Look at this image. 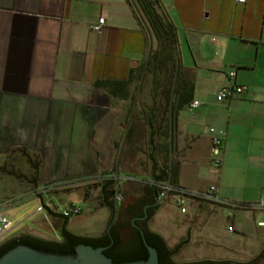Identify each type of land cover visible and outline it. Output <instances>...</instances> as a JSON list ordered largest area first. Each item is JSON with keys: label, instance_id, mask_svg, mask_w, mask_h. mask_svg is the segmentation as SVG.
I'll return each mask as SVG.
<instances>
[{"label": "crops", "instance_id": "crops-1", "mask_svg": "<svg viewBox=\"0 0 264 264\" xmlns=\"http://www.w3.org/2000/svg\"><path fill=\"white\" fill-rule=\"evenodd\" d=\"M158 6L175 29L177 73L193 74L192 101L201 104L173 114L169 169L179 163L182 188L214 186L223 200L257 205L264 199V0H158ZM99 18L105 23L95 33ZM154 48L129 0H0V158L26 149L41 159L40 184L104 174L119 177L120 203L127 185H134L129 199L144 198L155 184L135 175L136 159L122 154L126 103L112 101L93 81H126ZM233 85L244 92L216 101ZM209 129L223 134L218 169ZM216 208L241 237L248 220L263 229L257 226L263 211ZM239 212L245 214L236 223Z\"/></svg>", "mask_w": 264, "mask_h": 264}, {"label": "trees", "instance_id": "trees-1", "mask_svg": "<svg viewBox=\"0 0 264 264\" xmlns=\"http://www.w3.org/2000/svg\"><path fill=\"white\" fill-rule=\"evenodd\" d=\"M130 6L138 16L139 22L146 30L148 36L155 42V48L149 54L146 64L131 69L126 81H112L96 79L93 86L104 92L114 102L126 103V121L130 118L128 131L123 144L122 154L128 156L129 162L136 163L134 169L137 176L143 181L159 185L169 182L172 186H178L177 161H172L169 169V136L170 121L175 111L184 109L192 102L194 77L190 71L177 73L176 61V33L168 17L159 9L158 0H129ZM174 85V86H173ZM138 93V98L137 97ZM172 93L176 95L175 103L172 102ZM135 110L130 115V112ZM24 159L28 172L17 176L15 172L8 170L12 167L10 160L13 158ZM6 165H0V173L23 179L33 187L40 185V171L42 162L37 154L30 153L26 149H15L6 157ZM144 178V179H143ZM142 185V184H141ZM139 187L137 191L145 193L146 186ZM141 186V187H140ZM149 186V185H148ZM146 191L147 196L155 193L158 196V188ZM86 189H98L104 199L112 198L116 192L115 180L107 181L104 185L93 184ZM199 203L206 206L218 207L208 202ZM42 205L50 219L60 218L62 223L54 239H41L29 235H21L6 241L0 246V258L17 246H24L40 253L73 257L75 249L79 245L98 248V240L86 237H77L68 232L69 217L58 214L56 206ZM56 209V210H54ZM151 240L146 238V243L157 253L158 264H177L173 261L174 251L169 249L165 240L157 234L148 233ZM104 255L114 264L134 263L145 261L148 257L146 248L138 243L134 251L110 256ZM184 264H239L229 260H204Z\"/></svg>", "mask_w": 264, "mask_h": 264}, {"label": "rangeland", "instance_id": "rangeland-1", "mask_svg": "<svg viewBox=\"0 0 264 264\" xmlns=\"http://www.w3.org/2000/svg\"><path fill=\"white\" fill-rule=\"evenodd\" d=\"M6 161V158H0V165H4ZM9 164L12 167L7 169L17 176L28 172L22 158L14 157ZM133 186L127 185L124 188L123 201L129 200L130 194L133 195ZM30 189L32 187L23 179L0 173V205L9 203L3 214L11 224L9 232L0 240V245L21 235L41 239L57 237L55 221L49 217L47 222L42 221L47 213L36 211L38 200L26 198L25 194ZM48 197L52 198V205L60 211L71 208L80 210L79 215L69 219L67 230L72 235L82 238L97 237L105 231L110 210L99 198L98 189H86L81 185L70 190L53 191ZM48 197L43 199L45 204H49ZM185 207V213H180L175 198L166 197L149 223L150 232L164 239L169 249L174 251L175 263L229 260L233 263L252 264L259 259L264 249V228H256V221L252 223L248 220V226L244 229L246 236L241 237L234 231L228 232L227 217L221 214L220 209L199 203L187 204ZM244 214L239 212L235 222H239ZM237 230H240L239 226ZM237 232L240 234V231Z\"/></svg>", "mask_w": 264, "mask_h": 264}, {"label": "built area", "instance_id": "built-area-1", "mask_svg": "<svg viewBox=\"0 0 264 264\" xmlns=\"http://www.w3.org/2000/svg\"><path fill=\"white\" fill-rule=\"evenodd\" d=\"M240 4H244L245 0H236ZM105 20L103 18H99L97 23L91 26V30L95 33H98L101 31L102 27L104 26ZM235 77V73H231L229 75L230 79H233ZM245 88L241 86H230L227 88L222 89L217 97L216 101L220 102L222 100L226 99H233L237 96H240L244 92ZM201 104L197 101H192L188 106L187 110L189 112H193L196 109H199ZM209 134L211 136V149H210V155H211V164L214 169H218L221 165V150L223 147V134L214 130L209 129ZM115 180L117 181V178L115 177H109L104 174H93V175H83L78 177H71L66 178L62 180H57L49 183H45L40 186L32 187L26 194V198H34L37 199L39 204L36 208L37 212H43L45 211L42 205V201L45 198V196H49L50 193L53 191L58 190H70L76 186H85L88 187L93 184H98L99 186L104 185L107 181ZM136 178L134 177H125L123 179V182H132L135 181ZM120 181V179H119ZM118 184V182H117ZM158 190V198L164 200L166 197L172 196L175 198V204L177 205L180 213L184 214L186 211V205L190 202L198 201V202H208L213 205H216L218 207H222L226 209L229 213H233L235 211H263L264 212V199H261V201L257 205H246L241 203H235L230 202L227 200L221 199L217 195V189L214 186L208 187L204 191H190L188 189L182 188L180 186H172L168 182L155 185ZM116 194V200H120V195L117 192ZM44 202V201H43ZM9 203L0 205V240L9 232L11 228V224L8 222V220L5 218L3 214V210L5 207H7ZM50 207L52 206V203H49ZM56 210V209H54ZM46 212V211H45ZM58 214H61L64 217L69 216H77L80 214V210L77 208H71L69 210H63L58 211ZM257 226L259 228H264V222L258 223ZM228 232L232 233L233 229L232 227L228 228Z\"/></svg>", "mask_w": 264, "mask_h": 264}, {"label": "flooded vegetation", "instance_id": "flooded-vegetation-1", "mask_svg": "<svg viewBox=\"0 0 264 264\" xmlns=\"http://www.w3.org/2000/svg\"><path fill=\"white\" fill-rule=\"evenodd\" d=\"M115 182L117 184V181ZM103 197L104 195L99 193V198L110 210V218L105 231L97 237L86 238L97 239L98 248L103 249V253L107 252L114 257L128 251H134L139 242L144 247L145 244L148 246L146 238L149 241L151 240L148 235L150 232L149 223L159 208V198L153 193V195H146L139 201L129 199L124 203H120L116 200V194L109 199ZM51 220L55 221L54 226L57 227L58 232L62 219ZM259 262L264 264V249L259 259L252 264H258Z\"/></svg>", "mask_w": 264, "mask_h": 264}, {"label": "water", "instance_id": "water-1", "mask_svg": "<svg viewBox=\"0 0 264 264\" xmlns=\"http://www.w3.org/2000/svg\"><path fill=\"white\" fill-rule=\"evenodd\" d=\"M172 124L170 121V136H169V159H171L173 151V134ZM170 161V160H169ZM119 177H117V182ZM169 183V182H168ZM155 194V193H154ZM148 257L145 261L123 264H158L157 253L154 249L145 244ZM259 262L258 264H262ZM0 264H114L107 258L103 249H93L89 246L79 245L75 249L73 257L57 256L40 253L33 249L24 246H17L5 253L0 258Z\"/></svg>", "mask_w": 264, "mask_h": 264}]
</instances>
